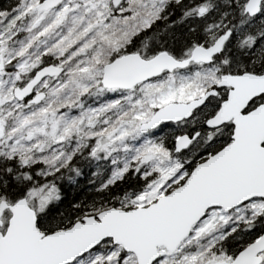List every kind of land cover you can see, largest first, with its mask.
I'll return each mask as SVG.
<instances>
[{"label":"snow or ice","instance_id":"snow-or-ice-1","mask_svg":"<svg viewBox=\"0 0 264 264\" xmlns=\"http://www.w3.org/2000/svg\"><path fill=\"white\" fill-rule=\"evenodd\" d=\"M0 264H264V0H0Z\"/></svg>","mask_w":264,"mask_h":264}]
</instances>
